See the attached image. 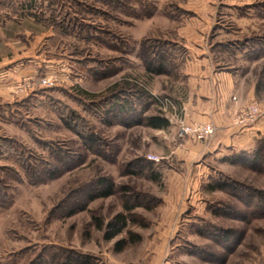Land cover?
I'll use <instances>...</instances> for the list:
<instances>
[{"label": "rangeland", "instance_id": "rangeland-1", "mask_svg": "<svg viewBox=\"0 0 264 264\" xmlns=\"http://www.w3.org/2000/svg\"><path fill=\"white\" fill-rule=\"evenodd\" d=\"M209 57L238 112L251 90L264 104V0H0V264H264V137L192 156L210 140L179 135ZM28 77L51 85L17 92ZM160 115L167 129L142 121ZM133 194L147 227L117 251L127 234L107 241L94 218Z\"/></svg>", "mask_w": 264, "mask_h": 264}, {"label": "crops", "instance_id": "crops-1", "mask_svg": "<svg viewBox=\"0 0 264 264\" xmlns=\"http://www.w3.org/2000/svg\"><path fill=\"white\" fill-rule=\"evenodd\" d=\"M2 61L3 59L0 58V66L5 60ZM211 62L210 57L197 60L191 73L189 72L191 76L189 80L194 82L190 84L192 86L190 89L194 90L192 89V99L186 105L188 106L186 110L192 121L213 124L217 132L209 145L196 143L190 146L192 156H200L206 153V150H216L220 147L246 149L264 137V104L259 103L262 115L257 122L245 127L235 126L233 120L242 105V100L239 99L242 90L238 89L233 74L217 73ZM246 97V103L256 102L254 90H251ZM152 264H162V262L156 258Z\"/></svg>", "mask_w": 264, "mask_h": 264}, {"label": "trees", "instance_id": "trees-1", "mask_svg": "<svg viewBox=\"0 0 264 264\" xmlns=\"http://www.w3.org/2000/svg\"><path fill=\"white\" fill-rule=\"evenodd\" d=\"M163 64L156 67L153 66L152 63H148L147 65V71L151 73H155L158 75L164 74L165 70L163 68ZM144 124L152 129L156 130H163L167 129L170 126V122L168 119L165 117L160 116H148L145 117L143 120ZM87 140L93 142L95 140V137L92 135H88ZM258 144H261L260 142ZM263 145V144H262ZM264 150V145L261 148V145L257 148L256 151V160L257 158L261 155L262 151ZM154 180L157 178L154 177ZM99 185L100 187L103 188V192L97 196L100 198H106L109 197L113 194V188L114 185L112 182L108 181L105 178H102L99 180ZM96 197V196H95ZM95 197L91 196L89 200H95ZM139 197L140 195H135L133 194L132 196H128L127 199L123 202V212L117 214L110 222L107 224L104 223L99 218H94V222L98 230H103L104 231V237L105 240H113L123 234L124 232L127 234V238H123L120 241L117 242L115 249L117 251H121L124 249V247L128 246L129 244H138L141 243L143 238L140 236V234L130 230L128 228V225L130 223L136 224L139 223L138 225L141 226L142 228H146L147 224L145 222H137L136 219L139 218V216L134 212L137 208H139L140 204L139 202ZM84 209V208H83ZM82 209V210H83ZM136 221V222H135ZM92 259L89 256L86 255H78L75 258L68 257L67 261L64 264H92Z\"/></svg>", "mask_w": 264, "mask_h": 264}, {"label": "built area", "instance_id": "built-area-1", "mask_svg": "<svg viewBox=\"0 0 264 264\" xmlns=\"http://www.w3.org/2000/svg\"><path fill=\"white\" fill-rule=\"evenodd\" d=\"M51 85L50 79L28 77L23 80L17 87V92L27 91L37 86L45 87ZM166 107L172 106V102L166 100L162 102ZM173 107V106H172ZM262 115L260 106L257 102H251L242 108L234 117L233 123L235 126L245 127L254 124ZM179 125V135L181 138L190 137L194 141H208L211 140L216 131L212 124L205 123H188L187 121H177Z\"/></svg>", "mask_w": 264, "mask_h": 264}]
</instances>
